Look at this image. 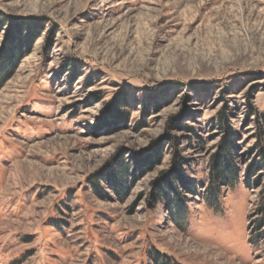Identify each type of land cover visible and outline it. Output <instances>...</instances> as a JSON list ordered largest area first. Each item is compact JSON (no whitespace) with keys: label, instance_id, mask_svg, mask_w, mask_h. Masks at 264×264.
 Here are the masks:
<instances>
[{"label":"rangeland","instance_id":"1","mask_svg":"<svg viewBox=\"0 0 264 264\" xmlns=\"http://www.w3.org/2000/svg\"><path fill=\"white\" fill-rule=\"evenodd\" d=\"M262 113L264 0H0V264H264Z\"/></svg>","mask_w":264,"mask_h":264},{"label":"trees","instance_id":"2","mask_svg":"<svg viewBox=\"0 0 264 264\" xmlns=\"http://www.w3.org/2000/svg\"><path fill=\"white\" fill-rule=\"evenodd\" d=\"M259 119L261 120L263 126H264V113L262 114H259ZM186 128L190 129L191 127L189 126H186ZM224 151H228V146L224 147ZM223 163L220 160H218L217 162H215L214 164V169H213V172H212V176H213V183H216L217 186H220L221 183H223L224 181H230V178L231 179H234L236 177V173H234L233 171L230 173L228 172H225V170H223V167L222 165L224 164H221ZM262 163H264V158H263V161ZM235 174V175H234ZM233 175V177H231ZM223 181V182H222Z\"/></svg>","mask_w":264,"mask_h":264}]
</instances>
